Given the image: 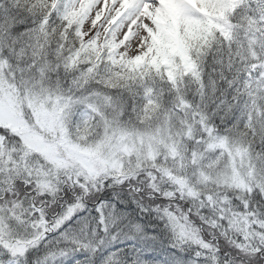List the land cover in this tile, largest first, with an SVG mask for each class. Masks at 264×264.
<instances>
[{"label": "snow or ice", "instance_id": "obj_1", "mask_svg": "<svg viewBox=\"0 0 264 264\" xmlns=\"http://www.w3.org/2000/svg\"><path fill=\"white\" fill-rule=\"evenodd\" d=\"M0 264H264V0H0Z\"/></svg>", "mask_w": 264, "mask_h": 264}]
</instances>
